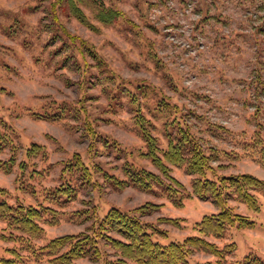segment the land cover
<instances>
[{
	"label": "rangeland",
	"instance_id": "rangeland-1",
	"mask_svg": "<svg viewBox=\"0 0 264 264\" xmlns=\"http://www.w3.org/2000/svg\"><path fill=\"white\" fill-rule=\"evenodd\" d=\"M73 3L84 21L72 14ZM103 3L119 14L110 23L98 19L99 8L91 0H0V134L14 143L0 148V163L15 158L9 173L0 169V189L7 190L9 203L29 205L68 180L77 186L73 199L46 202L56 212L44 218V234L31 240L32 248L91 233L112 207L132 211L147 202L162 205L142 220L163 232L153 239L165 245L198 235L195 224L219 211L212 201L193 194L195 177L185 167L169 164L183 186L181 206L168 198L165 185L118 190L108 182L104 171L124 178L127 161L159 173L144 156L147 145L136 124L137 111L160 148H167L169 132L187 127L207 154H215L217 175L251 174L264 180L260 147L252 146L257 138L264 146V0ZM56 115L64 119L52 121ZM86 120L98 135L96 157L89 152L95 138L84 131ZM33 144L43 146L45 155L27 157ZM75 154L92 172L89 185L63 173ZM21 162L27 163L25 171ZM254 194L258 212L238 200L228 202L254 221L252 228L230 227L221 239L207 238L220 248L236 245L223 264H238L248 256L264 260V195ZM6 228L0 220V257L9 258L6 250L16 248L28 258L23 243L3 239L10 233ZM99 246L98 260L73 264L115 260L110 247ZM188 261L216 264L218 258L195 250Z\"/></svg>",
	"mask_w": 264,
	"mask_h": 264
},
{
	"label": "trees",
	"instance_id": "trees-1",
	"mask_svg": "<svg viewBox=\"0 0 264 264\" xmlns=\"http://www.w3.org/2000/svg\"><path fill=\"white\" fill-rule=\"evenodd\" d=\"M91 1L99 8L97 17L103 23H110L119 15L114 10L106 9L103 0ZM71 12L82 21L86 18L74 3ZM61 119L64 117L57 115L51 117L52 121ZM135 120L147 145L144 156L152 161L159 173L136 167L127 161L122 168L124 178H119L108 171H104V177L118 190L133 186L142 191H151L155 186L165 185L164 191L168 198L175 205L181 206L184 195L180 189L183 186L171 175L172 169L169 164L179 168L185 167L186 172L195 177L193 194L203 201H212L219 208L217 213L205 215L195 224L198 235L189 236L183 242H170L166 245L155 241L154 235H164L163 232L142 219L158 211L162 205L147 202L132 211L112 207L102 219L94 223L91 233L57 237L43 246L32 248L31 240H36L44 234L42 221L47 215L56 212L46 202L73 199L77 186L68 180L52 192L46 193L43 201L29 205L22 202L9 203L7 190L0 189V220L7 223L6 230L10 231L9 236L2 237L6 241L23 243L24 247L30 250L28 258H24L16 248L8 249L6 251L11 256L0 257V264H29L31 260L40 262L45 258L49 264H73L76 260L84 258L96 261L102 255L100 242L114 251L115 260L106 261L105 264H189L188 258L195 250L209 253L218 258L216 264H223L224 259L235 252V244L220 248L207 238L221 239L230 227L252 228L255 225L254 221L235 212L228 206V202L238 200L250 210L258 212L260 204L254 192H261L264 195V180L251 174L217 175L212 165V160L216 158L215 154H207L202 140L192 134L187 127L179 126L174 135L169 132L168 146L162 149L151 133L149 122L140 111H137ZM83 126L87 135L95 138L89 145V152L96 157L98 135L90 121L86 120ZM9 144H14L12 138L0 134V148L3 149ZM252 146L260 147L258 155L264 165V146L260 138L254 140ZM43 150H45L43 146L33 144L26 150V156H36ZM14 164L15 158H11L0 163V169L9 173ZM19 167L25 171L27 163L21 162ZM97 167L102 171L100 166ZM63 173L77 175L76 181L80 185L92 183V172L78 154L73 155L64 164ZM87 213L83 212L84 215ZM170 221L178 225L176 220ZM238 264H264V260L248 256Z\"/></svg>",
	"mask_w": 264,
	"mask_h": 264
}]
</instances>
